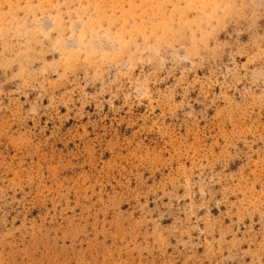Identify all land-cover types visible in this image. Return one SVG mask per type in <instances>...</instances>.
Here are the masks:
<instances>
[{
	"label": "rangeland",
	"instance_id": "374dc122",
	"mask_svg": "<svg viewBox=\"0 0 264 264\" xmlns=\"http://www.w3.org/2000/svg\"><path fill=\"white\" fill-rule=\"evenodd\" d=\"M0 264H264V0H0Z\"/></svg>",
	"mask_w": 264,
	"mask_h": 264
}]
</instances>
